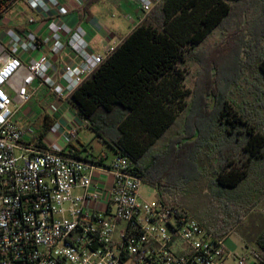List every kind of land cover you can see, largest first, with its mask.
Returning a JSON list of instances; mask_svg holds the SVG:
<instances>
[{
  "label": "trees",
  "instance_id": "1",
  "mask_svg": "<svg viewBox=\"0 0 264 264\" xmlns=\"http://www.w3.org/2000/svg\"><path fill=\"white\" fill-rule=\"evenodd\" d=\"M16 1L0 0V31L6 12ZM96 1L88 0L84 7ZM244 1L156 2L66 99L77 118L88 121L97 135L113 146L115 154L132 159L143 183L155 187L159 195H175L186 213L220 238L237 232L244 225L243 219L264 198V31L253 34L250 41H244L246 34L239 31L228 33L211 51L213 57L206 56L209 59L202 57L200 50L206 38L223 27L235 6ZM241 9L244 13L247 6ZM240 36L238 57L249 51L248 58L257 67L258 83L248 91L252 99L237 103L229 96V84L218 82L220 66L215 55L231 51ZM190 58L207 63L202 83L212 87L196 92L186 86ZM239 61L241 68L245 60ZM183 113L186 116L179 134L155 149ZM53 122L43 115L42 129L34 139L37 143ZM78 153L72 155L80 157ZM201 180H206L210 190L208 203L179 196ZM254 243L252 253L261 264L264 227Z\"/></svg>",
  "mask_w": 264,
  "mask_h": 264
},
{
  "label": "built area",
  "instance_id": "2",
  "mask_svg": "<svg viewBox=\"0 0 264 264\" xmlns=\"http://www.w3.org/2000/svg\"><path fill=\"white\" fill-rule=\"evenodd\" d=\"M20 1L49 19V33L8 27L0 37V264H226L225 238L167 196H141L143 182L129 156L83 159L58 141L42 149L34 128L15 121L35 81L64 102L115 49L92 52L81 26L50 19L60 0ZM138 1L149 12L159 0ZM67 46L79 63L57 62ZM84 121L63 132L55 122L49 131L68 144Z\"/></svg>",
  "mask_w": 264,
  "mask_h": 264
},
{
  "label": "rangeland",
  "instance_id": "3",
  "mask_svg": "<svg viewBox=\"0 0 264 264\" xmlns=\"http://www.w3.org/2000/svg\"><path fill=\"white\" fill-rule=\"evenodd\" d=\"M242 5L247 6L244 13L241 11ZM251 14L253 15L250 17ZM237 31L246 34L244 41L247 39L250 41L253 34H260L264 31V0H245L244 2L236 5L234 14L226 21V24L221 28L215 29L204 41L200 49L202 51V57L206 59L213 57V55H211L213 54L211 51L214 50L218 44L223 43L228 33H237ZM2 33L3 32L0 33L1 39L4 38V33ZM235 38H238L237 34L234 35L233 39L235 40ZM263 42L264 41H262V43ZM236 43L237 44L231 48V51L224 50L223 52H219L218 56H215L217 58L216 62L220 66V68L218 66L219 69H217L218 82L219 84H222V86L229 84L227 88L229 96H231L238 103L242 102L244 99H252V95L248 91L252 88L253 84L258 82L257 67L253 59L248 58L250 54L249 51L247 50V52H242L241 56L238 57L237 50L239 49V45L241 43V36L239 37V40L236 39ZM243 45L245 44H242V50H244ZM206 56H209V58ZM241 58L245 60V62L240 68L239 60H241ZM205 64L207 63L199 62L198 58H190L186 65V86L194 91L196 90V92L200 91L201 87L202 90H207V86L212 87L213 85L202 83V78L205 75L204 73L207 71V68L205 69L204 67ZM7 91L11 93L9 89H7ZM39 91L43 90L40 89ZM38 93L39 92H37L34 96L37 101H33V106L30 105L29 109L37 108L40 112L41 109L46 110V108L49 107L50 102L46 97L47 95L41 99ZM185 116L186 113H183L179 117L177 123L157 142L155 149L163 147L170 139L175 138L179 134L182 130ZM36 133L38 134V132ZM110 133H112V130ZM108 135L104 133V136L107 139H109ZM79 136L83 142L89 143L90 150H92L93 153L99 154L102 150L107 151L108 157L105 159L106 163H109L114 158V152L109 147V143L101 136L98 135V137L96 132L91 129V127H85ZM74 140L76 141V138ZM83 157H86V154H83ZM76 192H80V190H76ZM140 194L146 200H153L160 196L157 189L148 183H142ZM162 194L163 195L161 196H167L168 199H172L174 202L179 204L175 195L169 193L165 194V192ZM179 196H182L183 199H193L194 203H208L210 190L207 187L206 180H201L193 183L190 187L180 192ZM194 207V204H192L189 212L192 213V209H194ZM243 222L244 225L239 227L237 232L232 231L225 238V244L228 252L230 253L229 258L226 260V264H238V260L240 258H244L245 264H259V260L252 253V250H255L256 248V244L254 243L255 237L264 227V198L260 201L257 207H255L247 215V217L243 219ZM261 264H264V262H261Z\"/></svg>",
  "mask_w": 264,
  "mask_h": 264
},
{
  "label": "crops",
  "instance_id": "4",
  "mask_svg": "<svg viewBox=\"0 0 264 264\" xmlns=\"http://www.w3.org/2000/svg\"><path fill=\"white\" fill-rule=\"evenodd\" d=\"M87 1L88 0H60L59 7L54 9L52 16L49 18L65 22L71 28L81 26L87 33L90 51L102 55L106 54L108 47H116L123 38L139 25L148 13L143 10L142 4L138 0H97L86 9L84 6ZM156 2L158 1L153 2V6ZM30 16H35V18H37V22L33 25L28 24V18ZM48 24V18H43L39 13L32 11L22 1L18 0L6 12L4 18L5 28H2L0 33H4L8 27L15 28L21 32L30 28L37 34L43 36L49 33ZM56 60L59 64L69 62L79 63L81 61L77 54L68 46L65 47ZM40 89L43 91H39ZM30 90L33 93L31 101L16 112L14 119L20 126L24 128L30 126L36 130L33 139L38 136L42 129L43 115L45 114L53 119V124L55 122L61 123L63 128L61 132L77 122V116L66 101L57 100L47 88L40 87L38 81L34 82ZM37 92H39L38 94L41 99L47 95L46 97L50 102L49 107L46 108V110L41 109L40 112L37 108L29 109L30 105L33 106V101H37V99L34 98ZM85 127H90L89 122L86 120L78 129L76 141L73 140L68 144L58 134H51L49 130L41 138L40 143H37L35 140L34 142L37 146H48L53 141H58L65 150H73L74 153L79 151L78 154L80 158L92 159L99 157V159L105 161L108 157L107 151L102 150L99 154H95L90 150L89 143L81 140L79 135L83 132ZM36 132H38V134ZM29 140V137H24L25 142ZM109 147L114 152L113 146L109 144ZM83 154H86V157H83ZM76 190L81 191L79 188Z\"/></svg>",
  "mask_w": 264,
  "mask_h": 264
}]
</instances>
